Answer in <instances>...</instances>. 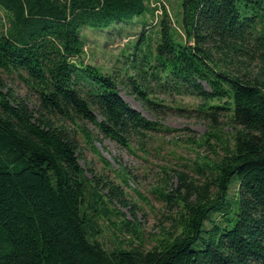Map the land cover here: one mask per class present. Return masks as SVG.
<instances>
[{
  "label": "trees",
  "instance_id": "trees-1",
  "mask_svg": "<svg viewBox=\"0 0 264 264\" xmlns=\"http://www.w3.org/2000/svg\"><path fill=\"white\" fill-rule=\"evenodd\" d=\"M150 1L0 0V264H264V0H180L174 22L162 6L154 50L139 38L119 82L83 60V30L147 28ZM7 79L24 84L34 108ZM119 85L155 119L129 106ZM172 96L196 100L187 111L212 130L226 120L231 144L186 165L192 174L173 171L169 191L164 181L157 194L171 226L151 249L135 231L106 249L97 240L103 196L126 205L124 193L111 183L97 192L78 135L92 144L90 123L146 151L171 132L158 117Z\"/></svg>",
  "mask_w": 264,
  "mask_h": 264
},
{
  "label": "rangeland",
  "instance_id": "rangeland-1",
  "mask_svg": "<svg viewBox=\"0 0 264 264\" xmlns=\"http://www.w3.org/2000/svg\"><path fill=\"white\" fill-rule=\"evenodd\" d=\"M150 2L157 9L153 13V18L149 15L145 18L147 28H143L141 21L135 20L130 24H119L109 32L83 30L86 43L83 60L97 66L104 73L116 76L118 82L123 80L124 74L121 68L126 60L125 55L132 51L133 44L139 38L144 37L147 41L146 44H140L142 51H146V45L154 50L158 29L153 23L155 17L160 16L162 6L173 22L179 17L180 0ZM4 21V12L0 8V24ZM5 84L11 87L16 95L25 98L30 108H34L35 97L28 93L23 83L7 79ZM118 91L121 98L143 117L148 120L155 119L153 114L134 99L128 89L119 85ZM196 102L192 98L183 96L169 98L171 109L164 110L158 120L171 132L156 136L146 151L140 150L136 143L124 148L100 135L90 123L86 124V128L97 139L92 144H86L78 135L82 148L79 164L88 179L98 180L97 192L101 195L107 194L108 191L104 190V186L111 183L120 186L124 193L122 201L126 205L118 202L116 198L103 196L108 214H102L97 221L100 232L97 240L104 248L112 249L117 241L126 243L135 231L142 240V246L151 249L156 244L157 238L169 231L171 226L169 218L172 217V213L157 194V191L164 186V181L169 182L166 189L169 191L177 183L173 171H186L192 174L190 169L185 167L186 165L193 166L194 162L200 161L205 156L213 160L215 154L221 156L224 147L231 144L233 129L226 120L222 119L218 129L212 130L207 121L199 118L196 113L187 111L195 107ZM176 108L186 111H179ZM125 222L129 224L128 229L123 227ZM135 242L138 240L135 239Z\"/></svg>",
  "mask_w": 264,
  "mask_h": 264
}]
</instances>
